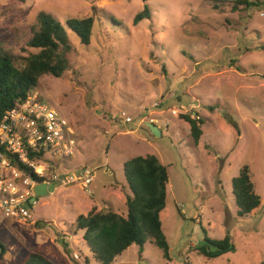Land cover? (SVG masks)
I'll use <instances>...</instances> for the list:
<instances>
[{
  "label": "rangeland",
  "instance_id": "1",
  "mask_svg": "<svg viewBox=\"0 0 264 264\" xmlns=\"http://www.w3.org/2000/svg\"><path fill=\"white\" fill-rule=\"evenodd\" d=\"M237 1L149 0L150 18L133 25L142 0H0V44L22 56L38 13L64 24L97 11L88 45L68 31L67 70L43 76L32 92L74 131L73 157H47L55 171L81 164L93 182L87 190L50 185L36 198L34 224L3 220L0 264H23L31 253L53 264H101L76 220L89 205L125 214L123 164L147 155L168 171L160 221L170 260L146 242L112 264L264 262V0L248 8ZM180 115L202 119L197 145ZM245 164L262 203L238 217L231 180ZM203 232L215 240L231 234L235 252L211 261L196 255Z\"/></svg>",
  "mask_w": 264,
  "mask_h": 264
},
{
  "label": "trees",
  "instance_id": "2",
  "mask_svg": "<svg viewBox=\"0 0 264 264\" xmlns=\"http://www.w3.org/2000/svg\"><path fill=\"white\" fill-rule=\"evenodd\" d=\"M148 1L142 0L144 4ZM235 4H244L248 8L254 2L243 0ZM96 13V8H92L88 16L68 19L64 24L47 13H38L36 24L29 31L30 38L25 43L31 51L24 49V56L15 55L0 44V121L5 112L19 106L38 87L43 76L60 78L63 75L68 68L70 53L67 32L75 34L81 44L88 45ZM150 14L145 4L143 10L135 15L133 25L149 19ZM180 118L189 124L190 137L197 145L202 135V119L190 115H180ZM123 171L129 191L125 195V214L93 208L87 215L77 218L76 230L81 232L92 258L101 264H112L132 245L137 246L141 253L146 242L157 247L162 257L169 261V247L160 221L166 200L167 167L155 156L147 155L129 159L123 164ZM231 191L238 217H246L261 208L262 200L253 183L249 165H242L237 176L232 178ZM203 234L202 242L193 248V252L203 259L216 260L235 252L231 234L227 233L220 240L208 238L205 232ZM0 250H4L1 244ZM23 264L53 263L40 254L31 253Z\"/></svg>",
  "mask_w": 264,
  "mask_h": 264
},
{
  "label": "built area",
  "instance_id": "3",
  "mask_svg": "<svg viewBox=\"0 0 264 264\" xmlns=\"http://www.w3.org/2000/svg\"><path fill=\"white\" fill-rule=\"evenodd\" d=\"M121 118L131 122L124 114ZM75 149L72 128L37 93L5 112L0 121V224L6 219L34 224L36 198H32L36 184H45L47 190L50 185L55 189H88L93 181L90 168L58 173L54 160L47 158L57 155L68 159Z\"/></svg>",
  "mask_w": 264,
  "mask_h": 264
},
{
  "label": "water",
  "instance_id": "4",
  "mask_svg": "<svg viewBox=\"0 0 264 264\" xmlns=\"http://www.w3.org/2000/svg\"><path fill=\"white\" fill-rule=\"evenodd\" d=\"M145 126L154 137L161 136L159 129L152 123H146ZM33 193L34 198H32V201H34L37 197H44L47 195V186L45 184H36L33 188Z\"/></svg>",
  "mask_w": 264,
  "mask_h": 264
},
{
  "label": "crops",
  "instance_id": "5",
  "mask_svg": "<svg viewBox=\"0 0 264 264\" xmlns=\"http://www.w3.org/2000/svg\"><path fill=\"white\" fill-rule=\"evenodd\" d=\"M66 167H68V165L69 164H64ZM79 167H83V165H77V166H75V170L74 171H76ZM93 182V181H92ZM92 184V183H91ZM102 203H104L103 201H102ZM93 208H95L96 209V211H100V210H107V209H105V208H103V209H99L97 206H95V205H89V208H87V213L91 210V209H93Z\"/></svg>",
  "mask_w": 264,
  "mask_h": 264
}]
</instances>
